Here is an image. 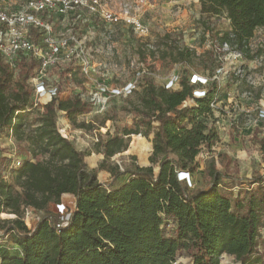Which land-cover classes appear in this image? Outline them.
Returning a JSON list of instances; mask_svg holds the SVG:
<instances>
[{"label": "trees", "instance_id": "1", "mask_svg": "<svg viewBox=\"0 0 264 264\" xmlns=\"http://www.w3.org/2000/svg\"><path fill=\"white\" fill-rule=\"evenodd\" d=\"M202 12L208 19L223 16L228 23L227 30L215 34L210 22L204 24L213 43L228 44L245 60L261 53L251 54L250 42L264 27V0H202ZM162 41L172 63L182 67L178 88L166 89L145 76L140 90H132L133 99H128L125 108L132 113L135 129L115 130L96 145L103 155L98 168L103 170L107 159L127 150L125 136H147L153 131L150 162L157 171L153 166L113 167L108 183L97 180L96 172L85 162L89 154L76 149L57 127L59 113L75 123L77 117L90 112V103L78 95L67 100L54 98L41 108L39 124L26 132V115L32 108L28 74L38 63L22 60L18 64L15 91L7 96L14 73L0 59V135L25 137L35 156L43 158L24 159L12 169L20 192L0 179V214L9 210L17 215L23 207L46 211L50 204L60 202L62 194L75 197L65 225L49 214L32 230L19 219L6 222L0 234V264H175L181 249L189 253L190 264H221L222 255L243 264H264L260 251L264 176L252 177L244 197L235 201L219 190L223 179H230L224 183L227 189L234 179L216 169L213 160L208 165L210 183L206 188L191 190L178 178V173L190 177L201 150H210L217 141L214 127L199 120L212 116L217 82L208 83L204 94L195 97L194 92L203 85L191 82L188 67L199 57L204 63L208 56L219 63L218 56L213 46L197 56L181 34L165 33ZM67 73L72 74L66 69L62 75ZM257 145L264 151V139ZM219 158L224 164L225 156ZM116 181L122 185L112 190ZM167 224L172 233L165 236L162 226Z\"/></svg>", "mask_w": 264, "mask_h": 264}, {"label": "rangeland", "instance_id": "2", "mask_svg": "<svg viewBox=\"0 0 264 264\" xmlns=\"http://www.w3.org/2000/svg\"><path fill=\"white\" fill-rule=\"evenodd\" d=\"M101 3L117 15L125 6L131 8L132 16L147 30L146 34L140 35L134 27L122 22L106 24L95 20V16L84 11L55 16L53 36L57 39L74 38L71 45L77 49V53H74L70 62L63 61L48 69L43 78L48 85L58 87L59 99L67 100L78 95L82 101L90 103V112L77 117L75 123L69 122L65 114L59 113L57 127L61 136L72 141L76 149L89 154L85 157V162L90 170L96 172L97 180L108 183L111 180L109 170L113 167L123 169L133 165L153 166L150 162L153 150L152 131L147 136H125L127 150L107 159L105 169L98 168L103 155L97 151L96 139H105L107 135L114 134L115 130L122 133L123 130L135 129L132 113L125 110L128 108V99H133V94L113 96L110 89H121L131 84L132 90L139 91L145 76L152 78L157 85L178 88L182 67L180 64H173L166 54L162 41L164 34H181L186 46L194 50L197 56H203L206 51L211 50L208 43L203 41L204 37L211 40V33H206L204 24L210 22L209 28L215 34L217 31L227 30L228 23L223 16L208 19L207 13L202 12V0H101ZM250 45L251 54L261 51V62L254 59L243 62L227 59L225 71L218 75L216 71L221 63L210 60V56L206 63L199 57L200 60L188 67L190 80L194 75L208 79V82H217L218 93L214 106L211 107L212 116L199 119L208 127H214L217 141L210 150H201L195 159L193 173L183 182L191 190L206 188L210 183L207 169L213 160L216 169L223 170L228 178L234 179L232 188L224 186L230 179H223L219 187L232 201L244 197L252 177L264 176V151L257 145L258 141L264 139V122L259 124L257 118L258 100L264 99V27L256 31ZM66 69L72 73L70 77L68 73L62 75ZM18 72L19 68L14 73V81L7 96L15 91ZM240 73L243 75L237 78ZM191 82L202 84L203 81ZM197 90L203 91L204 86ZM31 92L34 98L32 88ZM97 98L104 105H98ZM41 112L40 107H32L28 111L26 132L39 124ZM24 138L12 134L0 135V179L12 184L19 192L20 188L12 171L15 163L24 159H43L35 156ZM220 154L225 156L224 164L219 158ZM153 168L157 171V166ZM121 185V181H116L112 190ZM254 187L255 184L252 185ZM63 204L72 206L71 202ZM45 214L52 216L55 221H62V215L58 213L55 204H50L46 211L23 207L17 215L5 210L0 214V234L8 221L19 219L31 229ZM162 231L165 236L170 235L171 225H163ZM260 251L264 252V235ZM190 262L188 252L183 249L177 252L175 264ZM222 264L243 263L226 255Z\"/></svg>", "mask_w": 264, "mask_h": 264}, {"label": "built area", "instance_id": "3", "mask_svg": "<svg viewBox=\"0 0 264 264\" xmlns=\"http://www.w3.org/2000/svg\"><path fill=\"white\" fill-rule=\"evenodd\" d=\"M130 10L131 8L125 6L119 15L114 14L104 7L101 0H6V2L0 0V59L10 68L12 73H15L18 64L22 60L38 63L34 71L28 74V82L34 95V98H31V103L32 107H45L54 98L60 96L57 86H50L45 82L43 77L46 71L56 67L63 61L70 62L74 53H77V49L71 45L74 38L57 39L53 36L54 17L73 15L84 11L106 24H119L122 22L134 27L140 35H145L147 30L140 25L138 20H135ZM206 43H208V47L213 46L218 61L221 63L216 75L225 71L224 64L227 59L236 62L245 60L241 52L232 50L226 43L219 44L216 41L213 43L211 40H206ZM262 59L258 55L254 60L261 62ZM83 71L86 72L85 69ZM241 75L243 74L240 73L237 77L239 78ZM70 76L71 74H69ZM197 80H202L203 86L210 83L208 79H201L194 75L191 77V81L195 82ZM132 88L131 84L121 89L112 87L110 93L113 96L126 95L132 92ZM171 88L172 86L166 87V89ZM203 94L204 92L199 90L194 92L195 97H201ZM97 101L98 105H104V102H101L98 98ZM258 103L257 118L260 124L264 122V99H259ZM213 106L214 104H211V107ZM95 142L98 143L99 140L96 139ZM19 165L20 161L15 163V167ZM63 202H71L72 206L63 204ZM55 207L58 213L62 215V221L59 223L65 225L75 207L74 195L70 193L62 194L60 202L55 204ZM261 235H264L263 231H261ZM2 241L0 238V243ZM225 256H221V264Z\"/></svg>", "mask_w": 264, "mask_h": 264}, {"label": "clouds", "instance_id": "4", "mask_svg": "<svg viewBox=\"0 0 264 264\" xmlns=\"http://www.w3.org/2000/svg\"><path fill=\"white\" fill-rule=\"evenodd\" d=\"M184 174L187 175L186 173H178V178H179L180 180H187L188 177H187L186 179L180 178V177H183Z\"/></svg>", "mask_w": 264, "mask_h": 264}, {"label": "crops", "instance_id": "5", "mask_svg": "<svg viewBox=\"0 0 264 264\" xmlns=\"http://www.w3.org/2000/svg\"><path fill=\"white\" fill-rule=\"evenodd\" d=\"M61 114H63V113H61ZM67 119V118H66Z\"/></svg>", "mask_w": 264, "mask_h": 264}]
</instances>
